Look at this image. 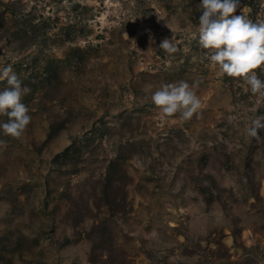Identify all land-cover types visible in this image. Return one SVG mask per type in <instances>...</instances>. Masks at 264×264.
I'll list each match as a JSON object with an SVG mask.
<instances>
[{"label": "rangeland", "instance_id": "rangeland-1", "mask_svg": "<svg viewBox=\"0 0 264 264\" xmlns=\"http://www.w3.org/2000/svg\"><path fill=\"white\" fill-rule=\"evenodd\" d=\"M199 2L0 0V68L31 116L20 139L0 129V264H264V129L245 128L264 97L190 38ZM181 80L199 118L151 101Z\"/></svg>", "mask_w": 264, "mask_h": 264}, {"label": "clouds", "instance_id": "clouds-1", "mask_svg": "<svg viewBox=\"0 0 264 264\" xmlns=\"http://www.w3.org/2000/svg\"><path fill=\"white\" fill-rule=\"evenodd\" d=\"M239 6L240 0H200L198 27L189 35L202 49L209 50L207 59L221 76L242 79L253 95L264 97V79L255 71L264 65V20L253 22L245 14L234 15ZM246 9L244 6L243 13ZM160 48L169 54L176 51L173 41L167 39ZM0 81L8 85L0 90V115L8 117L0 129L5 136L20 139L31 122L29 108L22 102L30 89L22 86L11 65L0 68ZM197 86L183 80L163 83L152 93L151 101L167 116L179 114L184 121L194 115L199 118L203 105L193 90ZM245 128L248 137L262 139L259 130L264 129V114L250 117ZM0 148H7L6 141L0 140Z\"/></svg>", "mask_w": 264, "mask_h": 264}, {"label": "bare ground", "instance_id": "bare-ground-1", "mask_svg": "<svg viewBox=\"0 0 264 264\" xmlns=\"http://www.w3.org/2000/svg\"><path fill=\"white\" fill-rule=\"evenodd\" d=\"M228 241L231 242V237H228Z\"/></svg>", "mask_w": 264, "mask_h": 264}]
</instances>
